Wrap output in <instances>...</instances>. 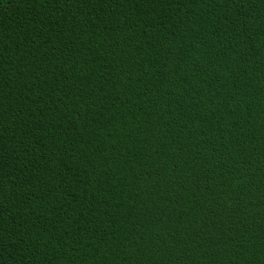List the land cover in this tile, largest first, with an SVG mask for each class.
Returning <instances> with one entry per match:
<instances>
[{
  "label": "trees",
  "instance_id": "1",
  "mask_svg": "<svg viewBox=\"0 0 264 264\" xmlns=\"http://www.w3.org/2000/svg\"><path fill=\"white\" fill-rule=\"evenodd\" d=\"M0 264H264V0H0Z\"/></svg>",
  "mask_w": 264,
  "mask_h": 264
}]
</instances>
